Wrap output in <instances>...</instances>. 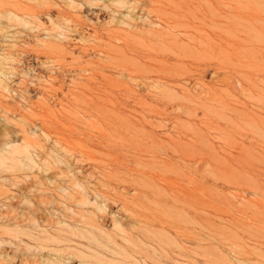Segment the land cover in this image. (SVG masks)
<instances>
[{
  "label": "rangeland",
  "instance_id": "1",
  "mask_svg": "<svg viewBox=\"0 0 264 264\" xmlns=\"http://www.w3.org/2000/svg\"><path fill=\"white\" fill-rule=\"evenodd\" d=\"M5 140L0 264H264V0H0Z\"/></svg>",
  "mask_w": 264,
  "mask_h": 264
},
{
  "label": "bare ground",
  "instance_id": "2",
  "mask_svg": "<svg viewBox=\"0 0 264 264\" xmlns=\"http://www.w3.org/2000/svg\"><path fill=\"white\" fill-rule=\"evenodd\" d=\"M117 1H122V0H117ZM9 144V141L8 140H5L3 141L2 143H0V145L2 146V152H4V150H6V146ZM19 154H21V156H19ZM3 159L0 157V167L3 168L5 166H7V162L5 160V155H3ZM11 159L13 160L14 162V166L17 167V169H33L35 168L37 165H40L38 163V161H36L33 157V155L31 154V152L29 151V149H26L25 151H18L17 154L13 155L11 157ZM104 196V195H103ZM100 201V200H99ZM97 201L95 204H96V207L99 209V210H103V206L100 204V202ZM103 202V201H102ZM90 203V199L88 200H83L81 201V204L83 205H86V204H89ZM106 207V206H105ZM105 210V209H104ZM88 225L91 226V230L94 229V225L89 222H87ZM119 230L120 232H125V229L120 226L119 227ZM93 233V232H92ZM94 234V233H93ZM103 236L104 238L110 242V243H115L116 240L111 236V235H104L103 233ZM106 247H108L106 245ZM132 264H148L147 260L146 259H141V261H137V263H132Z\"/></svg>",
  "mask_w": 264,
  "mask_h": 264
}]
</instances>
